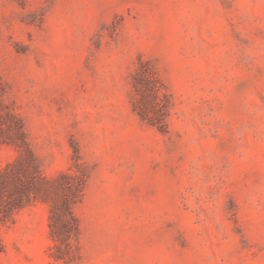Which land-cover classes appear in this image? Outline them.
I'll use <instances>...</instances> for the list:
<instances>
[{"label":"rangeland","instance_id":"obj_1","mask_svg":"<svg viewBox=\"0 0 264 264\" xmlns=\"http://www.w3.org/2000/svg\"><path fill=\"white\" fill-rule=\"evenodd\" d=\"M0 171V264H264V0H0Z\"/></svg>","mask_w":264,"mask_h":264},{"label":"trees","instance_id":"obj_2","mask_svg":"<svg viewBox=\"0 0 264 264\" xmlns=\"http://www.w3.org/2000/svg\"><path fill=\"white\" fill-rule=\"evenodd\" d=\"M13 177L14 176H9L6 174L5 171H0V213H2L0 218L9 214L13 209L20 207L25 200L28 201L32 198L30 194V191H32V188H30L32 184H27L24 187L18 186L15 184V179ZM8 182H12L15 196L5 200L2 198V192L3 189L8 185ZM38 189H40L37 190L39 192H34L33 197L38 195L39 197H46L48 195V189L46 186H38ZM74 189H79V183L74 186ZM40 199L49 201L51 218L56 216L60 222L61 230L66 231V233L69 232L72 229V224L75 223V217L71 209V203L74 202L76 198H61L60 202H57V200L54 198ZM2 203L4 204L2 205Z\"/></svg>","mask_w":264,"mask_h":264}]
</instances>
